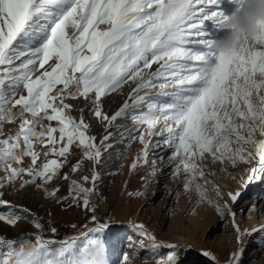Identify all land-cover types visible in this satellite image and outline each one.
<instances>
[{"label": "snow or ice", "instance_id": "6c2138e0", "mask_svg": "<svg viewBox=\"0 0 264 264\" xmlns=\"http://www.w3.org/2000/svg\"><path fill=\"white\" fill-rule=\"evenodd\" d=\"M229 5L242 0H0V222L14 227L23 219L36 229L18 239L0 235V264H113L110 254L127 264L141 250L154 264H182L180 249L191 245L161 241L129 218L133 235L120 248V237L108 236L115 217L96 214L98 168L117 143L110 129L122 117L135 128L120 142L143 145L130 171L148 165L153 147L162 149L168 155L153 159L151 171L183 175L180 187L198 205L231 221L237 247L225 264H244L249 241L264 245V223L241 228L235 209L250 186L264 185V21L238 48L218 51L214 41L229 30ZM125 87L127 98L109 114L104 99ZM80 99L84 108L68 103ZM85 108L103 125L99 138ZM10 124L17 127L6 133ZM73 149L80 155L72 174L92 164L79 180L61 174ZM220 174L239 187L225 191ZM57 179L69 181L66 196L48 187ZM17 181V191L34 186L57 204L82 208L88 223H72L73 234L57 239V227L45 229L31 209L4 198ZM259 200L264 193L241 211L259 213ZM201 254L219 264L211 251Z\"/></svg>", "mask_w": 264, "mask_h": 264}, {"label": "rangeland", "instance_id": "374dc122", "mask_svg": "<svg viewBox=\"0 0 264 264\" xmlns=\"http://www.w3.org/2000/svg\"><path fill=\"white\" fill-rule=\"evenodd\" d=\"M234 6L229 5L226 10V14H230ZM207 23V22H206ZM227 30L220 32V36ZM39 75V71L36 73ZM22 91V89H21ZM128 87L123 89V94H112L104 99V110L109 114L114 113L123 101L127 98ZM68 103L74 105V109L84 108L85 101L69 100ZM74 116H79L78 111H73ZM85 118L91 124V134L96 135L98 138L103 134L104 128L98 120L92 116L87 108L84 111ZM17 127L15 124L5 126V132L14 130ZM135 125L130 117L119 118L114 127L110 130L114 134V140L117 143L114 144L111 150L104 154L103 163L99 166L100 180L97 182V189L99 195L94 198V203L97 206V216L106 217L111 214L115 217L116 223L111 227L108 232V236L115 238L120 237L119 247L123 248L126 238L133 235L132 230L128 227L126 221L129 219L132 211L135 210L136 216L140 219L149 230L157 235L158 239L167 243H181L184 245H191V250L185 248L180 249V255L182 258V264H216L211 261L210 258L204 257L196 253L191 241L202 236L203 241L210 247L216 249L212 252L219 261L225 263L231 254V247L236 245V233L232 227L230 220H222L211 206L206 204H197L196 195L194 193H186L182 187H180L183 175L179 177H169L167 173L171 172V168L165 170L166 175L161 177L157 172L151 171V162L161 154L167 156V152H162V149L153 147L150 150L148 157V165L141 168V171H145L149 181L140 190L142 193L138 197L129 198L126 193L128 191H136L139 182L140 168L135 171H130V165L134 158L140 151L141 145L138 142H128L127 139L121 141L122 136L128 137L134 130ZM74 155L69 158V163L62 169L63 172H69L72 179L79 180L81 176L90 174L91 162L85 161L79 172L72 174L70 172L71 165L76 163L77 157L80 155L78 149H73ZM28 160H25V166H27ZM215 170H219L220 165H211ZM242 167V166H241ZM229 171L235 172L237 170L229 168ZM2 175V173H0ZM218 183L225 185V188H230L238 185L237 182L232 181L230 177L225 178L223 174H220V178L217 179ZM19 181L16 182L15 187H8L5 189L7 195L5 199L11 201L15 205H22L31 209L39 218L41 223L44 224L45 229L48 228L49 223L52 226L57 227L58 236L57 239H63L66 235L73 234V229L70 227L72 223L77 225L88 223V216L90 213H86L82 208L74 206L72 210H61L55 212L58 204L55 200L45 198L42 190L35 188L34 186H26L24 189L17 191ZM59 186V196H66L68 194L69 181L57 179L54 183L48 185L49 188ZM179 191V195H177ZM264 193V185L253 184L250 186L243 195L242 199H246L248 202L253 197V194L257 197ZM122 199H126V203L120 202ZM125 203V207L123 204ZM239 205V206H238ZM235 209L237 212V222L239 224H248L251 215L246 214L244 210L247 207H242L241 202ZM59 208V207H58ZM240 211V217L238 213ZM51 213V215H49ZM62 215L63 218L58 217L57 214ZM258 215V213H256ZM124 222V223H121ZM36 229L28 222L21 219L16 226H8L4 222H0V235L5 236L8 239H18L22 233L35 232ZM127 231V232H123ZM45 235L51 237L52 233L46 231ZM147 243V242H146ZM168 249L161 248L158 250L159 255H166ZM253 252H258L260 257L264 256V245H257L253 241H249L248 250L244 255L245 261L249 259ZM218 255V256H217ZM128 256H132V252H128ZM221 256V257H220ZM220 258V259H219ZM110 259L113 264H116V255L110 254ZM154 264L150 252L148 250H141L140 258L136 260H129L127 264ZM264 264V261H262Z\"/></svg>", "mask_w": 264, "mask_h": 264}, {"label": "clouds", "instance_id": "9594fccd", "mask_svg": "<svg viewBox=\"0 0 264 264\" xmlns=\"http://www.w3.org/2000/svg\"><path fill=\"white\" fill-rule=\"evenodd\" d=\"M259 21H264V0H242V5L228 14L229 30L216 38L214 46L224 53L238 48L246 36L251 37L258 31Z\"/></svg>", "mask_w": 264, "mask_h": 264}, {"label": "bare ground", "instance_id": "6f19581e", "mask_svg": "<svg viewBox=\"0 0 264 264\" xmlns=\"http://www.w3.org/2000/svg\"><path fill=\"white\" fill-rule=\"evenodd\" d=\"M115 147V146H114ZM142 148V147H141ZM144 166H142V167H138L137 169H139L140 168V171H139V173H136V174H139V176H138V178H139V182L140 183H138V185H137V190H142L143 189V186L146 184L144 181H142L141 180V177L142 176H144V177H147V174L145 173V171L143 172V171H141V168H143ZM243 167V166H242ZM152 173H153V171H152ZM147 180L149 181V178H147ZM217 183H218V181H217ZM239 187V185H236V186H233V187H230L231 189H236V188H238ZM229 188H225V191H227ZM243 198V197H242ZM257 199H258V197H257V195H255V194H253V197H251V200L249 201V202H255V201H257ZM122 202H125L126 203V199H125V201H124V199H122V201L120 202V204L122 203ZM240 202H241V207L240 208H242V207H247L248 206V204H249V202L246 200V199H241L240 200ZM239 202V203H240ZM125 203L123 204V206L125 207ZM238 203V204H239ZM237 204V205H238ZM236 205V206H237ZM259 205H260V211H259V213H258V215L256 214V213H253V214H251V218H250V221H249V223L248 224H245V223H241L240 224V226H241V228H248V227H250L251 225H254V224H260V223H264V200H259ZM235 206V207H236ZM239 206V205H238ZM241 211V210H240ZM240 211H239V213H238V217H240ZM129 218H132V219H135V220H137L138 222H140V219L136 216V213H135V210L134 211H132V213H131V215L129 216ZM123 232H127V231H123ZM237 241V240H236ZM191 243H192V246L194 247V249H195V251H196V253H198L199 255H202L201 254V252L202 251H204V250H208V251H211V252H214V250H216V249H214V248H212V247H210V246H208L204 241H203V239H202V236H198V237H196V238H194L192 241H191ZM237 247V243H236V245H234V246H232L231 247V252L233 251V249H235ZM218 256V255H217ZM260 256V254L258 253V252H253L252 254H251V256L249 257V259L247 260V261H245V264H262L263 262L262 261H264V256L263 257H260V258H258ZM221 257V256H220ZM220 259V258H219ZM219 264H225L223 261H222V259H220L219 260Z\"/></svg>", "mask_w": 264, "mask_h": 264}, {"label": "crops", "instance_id": "0c3cea01", "mask_svg": "<svg viewBox=\"0 0 264 264\" xmlns=\"http://www.w3.org/2000/svg\"><path fill=\"white\" fill-rule=\"evenodd\" d=\"M75 205H73L72 207H66V206H64V205H61V204H58V207H56V210H55V212H58V211H61V210H72V208L74 207ZM62 215H64V214H60V213H58L57 214V218L58 217H60L61 216V218H63V216Z\"/></svg>", "mask_w": 264, "mask_h": 264}]
</instances>
